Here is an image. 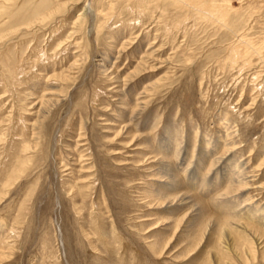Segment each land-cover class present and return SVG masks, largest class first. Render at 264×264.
I'll return each mask as SVG.
<instances>
[{"label": "rangeland", "instance_id": "rangeland-1", "mask_svg": "<svg viewBox=\"0 0 264 264\" xmlns=\"http://www.w3.org/2000/svg\"><path fill=\"white\" fill-rule=\"evenodd\" d=\"M0 264H264V0H0Z\"/></svg>", "mask_w": 264, "mask_h": 264}, {"label": "bare ground", "instance_id": "bare-ground-1", "mask_svg": "<svg viewBox=\"0 0 264 264\" xmlns=\"http://www.w3.org/2000/svg\"><path fill=\"white\" fill-rule=\"evenodd\" d=\"M238 172L235 174L233 171L229 172L228 174L225 173V177H227L228 179L231 180V182L233 180H236V176H237ZM172 175V174H171ZM177 178V177H175ZM197 178H193V180L195 181ZM240 181V180H239ZM237 183V182H236ZM201 184V183H200ZM219 187V186H218ZM203 190L205 191H209L211 190V187L209 184H206L205 186H202ZM220 193V192H219ZM242 193V192H241ZM188 194V193H187ZM176 197V196H175ZM193 199H194V196H191ZM189 197H182V198H179L177 199L176 201L174 200V205H173V208H179V204L180 203H183L185 200H187ZM192 199V200H193ZM197 200V199H196ZM196 200L194 199L193 202H195V204L199 205L201 204V202H196ZM176 203V204H175ZM224 205V204H223ZM232 206V205H231ZM233 207V206H232ZM230 208V207H229ZM245 208V207H244ZM243 208L242 211H244L243 213L245 215H253L254 217H258L261 214V212L259 210H255L254 208H252L251 205L247 206L245 209ZM222 212L220 211V208L217 210V212H221L223 214V216L221 218L218 219V223L219 225L222 224V226H226V225H235L233 224L234 222L237 223L236 226L237 227H245V226H240V225H243L241 222V220L244 218V214L242 213H237L235 211H232V210H227V205H224L223 208H221ZM198 217V216H197ZM230 227V226H229Z\"/></svg>", "mask_w": 264, "mask_h": 264}]
</instances>
